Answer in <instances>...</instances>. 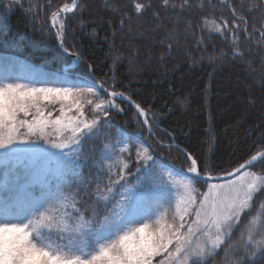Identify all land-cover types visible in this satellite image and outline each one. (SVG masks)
Wrapping results in <instances>:
<instances>
[{"label": "snow or ice", "instance_id": "1", "mask_svg": "<svg viewBox=\"0 0 264 264\" xmlns=\"http://www.w3.org/2000/svg\"><path fill=\"white\" fill-rule=\"evenodd\" d=\"M163 3L167 6L169 0ZM132 6L142 14L151 4L133 0ZM228 7L234 17L231 25L223 18L220 23L205 18V24L211 23L221 35L230 32L236 45L241 24L235 21L243 22L246 33L248 22L237 16L235 5ZM82 9L79 0H71L50 12L51 26L65 52L69 51L64 42L68 16ZM260 36L264 38V31ZM118 99H127L136 109V122L154 135L157 120L151 108L132 101L123 91H109L102 82L37 87L7 76L0 82V153L6 161L32 162L23 185L10 183L5 172L0 264H206L220 250H225L226 264H242L233 255L241 250L253 264L257 255L264 256V200L243 225L238 241L232 242L242 217L252 211L258 195H264V170H252L264 161V151L227 172L233 180L221 185L211 183L212 174L201 169L187 150L186 170L162 168L151 144L117 129V138L102 146L91 204H82L79 189L70 190L71 160H65L58 176L42 174L37 141L62 151L78 148L111 127L113 110L124 112ZM42 101L52 110L46 112ZM54 111L58 115L53 116ZM169 139L174 141L171 135ZM83 158L82 152L74 157ZM133 166L135 184L127 179ZM200 180L208 185L207 191L195 187Z\"/></svg>", "mask_w": 264, "mask_h": 264}, {"label": "trees", "instance_id": "2", "mask_svg": "<svg viewBox=\"0 0 264 264\" xmlns=\"http://www.w3.org/2000/svg\"><path fill=\"white\" fill-rule=\"evenodd\" d=\"M64 2L71 0L0 1V54L26 61L31 72L39 69L46 78L63 76L67 80L58 83L63 86L102 82L105 88L123 91L132 101L151 108L157 120L154 135H149L136 122L134 107L117 101L124 112L113 110L111 127L85 139L72 155L77 168L69 173L70 190H80L83 205L92 203L102 146L117 138V129L151 144L159 166L187 169L189 162L175 142L214 176L225 175L264 150V38L260 36L264 0H169L167 6L163 0H137L151 4L142 14L135 12L133 0H80L83 9L68 16L64 38L68 52L80 59L78 64L60 50L48 25L50 12ZM228 5H235L237 16L248 22L246 33L243 22L235 21L241 24L235 53L230 32L221 35L211 23L205 24V18L217 23L223 18L231 25L234 17ZM65 68L71 69L65 73ZM80 152L84 158L76 161ZM3 160L0 153V209L6 192L5 172L10 183L23 185L29 162L25 158L4 164ZM252 170H264V161ZM136 175L133 166L128 181L135 184ZM260 200L264 195H258L252 211L242 217L233 243ZM233 255L242 264H250L242 250ZM206 264H226L225 250ZM253 264H264V256L257 255Z\"/></svg>", "mask_w": 264, "mask_h": 264}, {"label": "rangeland", "instance_id": "3", "mask_svg": "<svg viewBox=\"0 0 264 264\" xmlns=\"http://www.w3.org/2000/svg\"><path fill=\"white\" fill-rule=\"evenodd\" d=\"M6 8L10 9V6L12 5H4ZM13 7V6H12ZM31 67L28 66V63L24 60L18 59L16 57L8 56L0 54V82H4L5 76L9 78V80H16L21 83H32L37 87L46 86V87H57V86H63L58 84L60 81H66L67 79L63 76H59L55 79H52L51 77L46 78L45 75H42L41 70H34L31 72ZM54 82V83H51ZM39 83V84H38ZM51 84H55V86H52ZM67 103V102H65ZM41 107L47 112L48 110H52V106L48 104L47 101L41 102ZM57 109L59 108V105L57 104L55 106ZM58 115V112L54 111L53 116ZM23 147V146H22ZM77 151V147H73V149H64L63 151L60 149H55L50 146V144L44 143L43 141H37V155L40 156L39 160V166L41 169L42 174H48L51 173L53 177L58 176L60 174V169L62 168L65 160H71L72 162V155L74 152ZM22 161V160H21ZM28 163H26L25 167V177L27 176V171L29 167L31 166V161L28 160ZM18 161H16L17 163ZM4 164H8V161L3 160ZM74 168H77V166L73 165ZM72 167V168H73ZM162 168H169L166 166H160ZM224 181V182H211L215 184H221V185H227L228 182L232 181ZM60 181H57V183ZM1 185H4L2 183ZM195 187L199 189L200 191H207L208 185H200V183H196ZM3 213V208L0 209V214Z\"/></svg>", "mask_w": 264, "mask_h": 264}, {"label": "water", "instance_id": "4", "mask_svg": "<svg viewBox=\"0 0 264 264\" xmlns=\"http://www.w3.org/2000/svg\"><path fill=\"white\" fill-rule=\"evenodd\" d=\"M0 1H2V2H10V3H20V2H22V1H24V0H0ZM79 2H80V0H79ZM70 15V14H69ZM49 27H51V29L54 31V34H55V31H56V29L55 28H53L52 26H51V22L49 21ZM56 36V35H55ZM57 39V38H56ZM57 42H58V45H59V41H58V39H57ZM60 48V47H59ZM60 50L64 53V54H66L67 56H69L70 58H72V59H74L75 61H77V62H80V59L75 55V54H72V53H70V52H65L62 48H60ZM71 68H65L64 69V71H65V73H67L69 70H70ZM110 91V90H109ZM117 101H119V102H128L129 104H131L127 99H124V100H120V99H118ZM132 105V104H131ZM133 106V105H132ZM134 107V106H133ZM134 109H135V107H134ZM136 110V109H135ZM173 145L174 146H176L177 148H179L180 150H182L183 152H184V149L183 148H181L180 146H178L175 142H173ZM264 151V150H263ZM259 162H257L256 163V165L258 164ZM175 168H177V169H180V168H178V167H176L175 166ZM213 177H214V179L211 181V182H224V181H228V180H231V179H233V177H231V176H228V175H218V176H214V175H212Z\"/></svg>", "mask_w": 264, "mask_h": 264}]
</instances>
